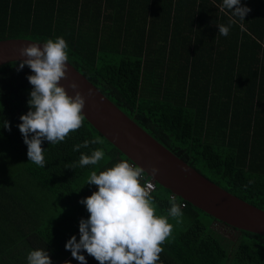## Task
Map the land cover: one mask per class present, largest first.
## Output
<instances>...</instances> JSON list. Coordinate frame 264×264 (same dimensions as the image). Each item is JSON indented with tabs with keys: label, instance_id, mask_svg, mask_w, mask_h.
<instances>
[{
	"label": "trees",
	"instance_id": "1",
	"mask_svg": "<svg viewBox=\"0 0 264 264\" xmlns=\"http://www.w3.org/2000/svg\"><path fill=\"white\" fill-rule=\"evenodd\" d=\"M131 1L0 0V40L45 43L63 37L67 62L128 119L206 180L264 211V0H241L251 9L243 21L221 10L223 0H181L186 9L202 2L204 18L201 28L192 25L185 36L171 32L168 63L146 61L140 53L123 56L125 51L99 43L104 23L116 22L108 12L132 10ZM148 3L154 5L138 0L137 9L145 12ZM154 10L165 14L171 8L156 4ZM165 15L164 27L175 30L180 16ZM218 25L229 26L228 36L219 34ZM172 60L179 61L181 78H169ZM18 67H0V140L17 156L10 161L19 164L0 163V264H27L28 253L36 248L48 252L52 264H79L64 246L72 236L79 241V221L88 218L79 203L93 187L86 184L88 176L127 159L85 120L65 141L42 143L44 168L29 161L17 126L29 110L32 86L26 77L32 72ZM146 73L164 77L167 88L161 96L142 82ZM84 140L100 143L73 151ZM97 148L105 151L104 160L71 167L81 152ZM151 195L166 215L171 194L155 185ZM176 201L184 202L182 211L191 221L165 241L157 264H264V236L234 230L237 237L230 241L213 229L218 224L213 218L178 197ZM80 254L87 264H98Z\"/></svg>",
	"mask_w": 264,
	"mask_h": 264
},
{
	"label": "clouds",
	"instance_id": "2",
	"mask_svg": "<svg viewBox=\"0 0 264 264\" xmlns=\"http://www.w3.org/2000/svg\"><path fill=\"white\" fill-rule=\"evenodd\" d=\"M224 9L230 10L232 16L241 21L251 11L242 6L241 0H223L221 10ZM218 30L226 37L230 29L218 25ZM20 55L26 59L19 63L17 71L25 66L31 70L32 75L26 78L32 91L27 101L29 110L19 117L17 127L27 146L28 160L44 168L42 143L47 141L56 145L83 126L85 98L77 90L76 83L69 85L74 92L72 96L60 84L67 78L69 59L68 44L63 37L48 39L42 46L30 43L21 48ZM4 127L10 131L7 122ZM98 143L99 140H84L75 144L73 151L79 152L81 148L87 149L90 144ZM104 159L105 151L97 148L90 154L81 152L78 164L71 167L94 166ZM158 171L151 168V176L155 177ZM145 174L143 168L128 160H121L99 173L90 172L86 184L94 185L97 190L79 201L89 214L88 218L79 221V241L72 236L64 246L79 264H87L81 252L87 253L98 264H157L164 251L162 245L172 235L169 217L181 223L183 205L172 196L167 214L158 215L151 195L154 185L145 180ZM27 264H52V261L48 252L36 248L28 253Z\"/></svg>",
	"mask_w": 264,
	"mask_h": 264
},
{
	"label": "water",
	"instance_id": "3",
	"mask_svg": "<svg viewBox=\"0 0 264 264\" xmlns=\"http://www.w3.org/2000/svg\"><path fill=\"white\" fill-rule=\"evenodd\" d=\"M30 43L39 42L26 39L0 40V67L26 59L20 55V50ZM39 44L42 46L43 43ZM67 64V78L61 80L60 84L69 96L74 95L69 85H78L77 90L85 98V120L129 162L143 168L148 179L171 195L201 210L218 224L264 236V211L239 200L206 180L197 170L128 119L82 74L68 62ZM153 167L159 170L155 177H152L150 172Z\"/></svg>",
	"mask_w": 264,
	"mask_h": 264
},
{
	"label": "crops",
	"instance_id": "4",
	"mask_svg": "<svg viewBox=\"0 0 264 264\" xmlns=\"http://www.w3.org/2000/svg\"><path fill=\"white\" fill-rule=\"evenodd\" d=\"M137 3L138 0L131 1V5L134 9L120 11L118 12V15L114 12H108L111 13V15L109 14V18L111 17V19H115L116 22L105 21L106 23L104 24L107 27H110V29L105 27L100 31V44L110 45L111 48H114V50H119L120 52L125 51L124 53L121 52L123 53V56H135L137 55L136 53H140L141 57L146 61L149 60V62H151L156 60L161 63H168V40L170 39L171 32H180V36H185V32L192 31L189 28L192 27V25H194L195 29H197V27H202V18H204V12L201 9L202 2H196L192 9H186L185 5L180 7L181 0H150V3L154 5L152 6L148 3L147 6H144V8L148 7V11L146 13L142 11V8L137 9ZM155 3L160 8L170 7L171 15L180 16L175 23L177 27L175 30L173 29V31H171V29L168 27H164V15L166 14L165 16L167 19L170 15V12L162 14V11L154 10V6L156 5ZM143 4L144 3H142V6ZM197 23L198 26H196ZM186 47L184 45L182 50L185 51ZM175 61L172 60V65H174L175 69H172L169 78L172 77L174 79H178L181 78L183 74L176 71L179 67V61ZM163 73L165 76L168 74L165 71H163ZM161 78V80H157L156 76H153L152 73H146L145 76L142 77V82L148 88L152 89L151 94L156 95L158 93L159 96H161L166 90L165 88H167L166 85H163L165 82L164 77ZM197 79L201 81V78ZM147 93L148 91L146 92L145 96L149 95ZM117 160L120 162L122 159ZM96 190V187L93 185V187L90 188V193L87 196H90L92 192ZM50 207L51 210L56 211L58 205L53 203L50 204Z\"/></svg>",
	"mask_w": 264,
	"mask_h": 264
},
{
	"label": "rangeland",
	"instance_id": "5",
	"mask_svg": "<svg viewBox=\"0 0 264 264\" xmlns=\"http://www.w3.org/2000/svg\"><path fill=\"white\" fill-rule=\"evenodd\" d=\"M148 10L145 11V13ZM13 158L17 161V156L11 151V149L9 148V146L0 140V163L1 166H3L5 164V162L7 164L11 163V165H16L18 166L19 164L10 161V159ZM3 162V163H2ZM19 163V162H18ZM0 182H2V167H1V171H0ZM183 212V211H182ZM157 214L161 215L160 211L157 209ZM191 221L190 218H188V216H186L183 212V217H182V222L181 223H177L175 219H172L171 217H169V223H171L173 225V231L172 234H177L179 231H181L182 229H184L189 222ZM213 229L216 231V233L230 241H234L236 239V232L228 227H225L221 224H214Z\"/></svg>",
	"mask_w": 264,
	"mask_h": 264
},
{
	"label": "built area",
	"instance_id": "6",
	"mask_svg": "<svg viewBox=\"0 0 264 264\" xmlns=\"http://www.w3.org/2000/svg\"><path fill=\"white\" fill-rule=\"evenodd\" d=\"M147 182H149V183H152L153 185H154V190H155V184H154V182L152 181V180H150V179H145ZM154 190L151 192V193H153L154 192ZM173 195H170L169 196V200H170V198L172 197ZM178 204H180V205H183V207H184V202H180V203H178Z\"/></svg>",
	"mask_w": 264,
	"mask_h": 264
}]
</instances>
